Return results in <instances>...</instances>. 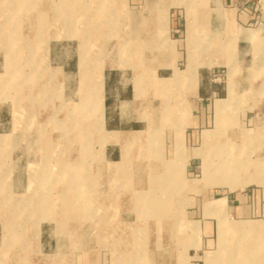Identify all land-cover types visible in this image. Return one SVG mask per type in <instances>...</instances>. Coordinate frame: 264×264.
I'll return each mask as SVG.
<instances>
[{"label":"rangeland","instance_id":"obj_1","mask_svg":"<svg viewBox=\"0 0 264 264\" xmlns=\"http://www.w3.org/2000/svg\"><path fill=\"white\" fill-rule=\"evenodd\" d=\"M153 5L0 0V264H231V258L236 264H264L262 91L236 96L232 89L225 106L230 124L216 137L220 99L215 101L207 121L190 133L188 147L196 154L189 161L179 129L171 160L163 159L161 138L152 129L127 132L139 137L131 144L121 140L126 133L103 129L101 77L108 67L103 63L121 58L115 28ZM240 7L254 17L245 27L264 26V0H240ZM249 35L259 40L257 31ZM61 61H70L69 71ZM241 67L249 72L252 66ZM191 69L185 77L193 89L197 68ZM210 70L224 83L226 67ZM119 74L112 71V85L119 86ZM174 74L173 80L154 83L161 103L151 100V91L143 92L140 118L182 123L184 114L175 112L178 105L167 89L181 79ZM138 76L136 97L142 92ZM260 76L253 81L257 87ZM214 139L242 141V154H249L240 177L245 184L229 190L203 176L199 154ZM107 141L122 144V160L108 166L100 158ZM136 143L140 148L130 151ZM129 151L136 152L135 159L128 160ZM120 168L127 175H114ZM252 189L259 191L252 195ZM142 190L147 191L139 194ZM244 193L250 202L257 196L259 211L240 217L221 196L231 200ZM147 194L160 201L138 202L137 196ZM219 199L224 203L218 212Z\"/></svg>","mask_w":264,"mask_h":264},{"label":"crops","instance_id":"obj_2","mask_svg":"<svg viewBox=\"0 0 264 264\" xmlns=\"http://www.w3.org/2000/svg\"><path fill=\"white\" fill-rule=\"evenodd\" d=\"M135 1L142 5L149 0ZM151 1L155 7L150 9V14L143 9L139 14H134L130 22L126 21L125 25L122 23L115 28L121 34V58L116 61L105 60L103 63L108 67L103 69L101 77L102 126L105 131L119 133L152 129L161 138L159 143L164 160H171L175 156V136L179 129L184 154L189 161L192 159V149L188 147L190 133H195L207 121L206 113L210 107L214 108L215 101L227 97L229 83L236 96L256 94L257 91L264 94V89L259 88L264 82V46L261 45V42L264 43V26H244L254 17L250 10L240 7V0H210V3L209 0ZM149 15L152 16L151 20L146 21L145 17ZM253 31H257L259 40L250 39L249 34ZM69 63L61 61L64 71H69ZM247 63L252 66L249 72L250 67H241ZM188 64L197 68L196 86L193 89L182 74ZM217 66L226 67L224 83L215 80L211 74V67ZM117 69L120 70L119 86L112 85L111 81L112 71ZM175 70L181 73V79L179 82H170L167 89L178 105L175 112L184 114L182 123L178 126L171 121L163 122L162 119L154 121L140 118L138 113L142 111L138 106L147 96L143 92L151 91V100L161 103L160 96H155L154 83L163 78L173 80ZM137 75L142 90L139 97H136L134 87ZM257 75H261L262 81L258 87L253 83ZM138 147L140 143L131 145L129 150H137ZM130 151L128 160H133L136 152ZM100 158L107 166L120 162L122 144L107 141ZM118 171L114 175H127V169L120 168ZM252 191L253 195L259 190ZM221 197L226 200V208L238 212L240 217L259 211L257 196L250 202L249 193L237 194L231 200L227 195Z\"/></svg>","mask_w":264,"mask_h":264},{"label":"bare ground","instance_id":"obj_3","mask_svg":"<svg viewBox=\"0 0 264 264\" xmlns=\"http://www.w3.org/2000/svg\"><path fill=\"white\" fill-rule=\"evenodd\" d=\"M191 67H192L191 64H188L186 66V69L182 72L184 77L188 73L191 72V70H192ZM176 72L177 71H175V73ZM180 74L181 73H178L177 76L180 77L179 76ZM261 90H262V88H261ZM231 93H232V85L229 83V93H228L227 99L224 98V99H220L218 101L219 107H217L216 125L220 129H219V131L217 129V132L215 131V134H214L215 137L217 136L216 134L221 133L220 131L223 132V130L225 128H227L226 124H230V117L228 114L226 115L227 111L225 109V106L230 101V99L232 97ZM223 133H225V132H223ZM136 136L137 135H130L129 133H126L125 135L122 136L121 140L126 144H131V143H133L134 140L136 141L139 138V137L137 138ZM255 136H256L255 134L251 135V137H255ZM117 138H118V136H117ZM240 142H242V141H240ZM240 142L234 141V140L233 141L232 140L231 141L230 140L221 141L218 139L217 140L214 139L213 142L211 141V142H207L204 144L203 150H202L203 152L201 154H199V156L202 159L201 165H202L203 176L206 177V174H207V175H210L212 177V180H211L212 182L210 183V185H214V184L217 185L218 184L221 186H226L229 190H232V189H234L235 186H239V185H241L243 183L245 184L247 182V179L242 180V179H240V177H242L241 174H243L244 166L246 165L245 164V158L247 159L249 154H247L248 152L246 154H242V150H241V144L242 143L240 144ZM251 147H249V148H251ZM254 147L255 146H253V148ZM88 151H89V149H88ZM86 154L89 156L88 153H86ZM194 154H196V153L194 151H192L191 155H194ZM118 166L116 165V166H112V167L117 169V168H119ZM246 166H248V165H246ZM263 170H264V168H263ZM109 171H114V169H110ZM246 173H247V171H246ZM244 174H245V172H244ZM167 183L168 182L166 181V184ZM146 191L142 190L139 192V194L146 193ZM137 197L139 200L138 202H141L143 204H146V202L152 203V202L157 201L156 199H158L157 197H152L151 195L149 196L148 194L146 196L145 195H139ZM137 197H136V199H137ZM158 201H160V200L158 199ZM223 203H224V201L222 199H219L218 201L215 202V208L217 209L218 212L220 211L219 207L223 206ZM220 216H221V214H220ZM220 223H219V225H220ZM226 225H227V223H226ZM221 227H222V230H223V228L228 229V226L222 225ZM228 256H229V254H228ZM230 256L233 257V254H230ZM230 262H231V264H236L235 261L233 260V258H231Z\"/></svg>","mask_w":264,"mask_h":264}]
</instances>
